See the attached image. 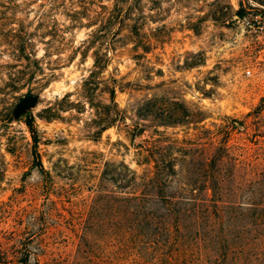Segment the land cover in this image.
<instances>
[{"label":"rangeland","instance_id":"1","mask_svg":"<svg viewBox=\"0 0 264 264\" xmlns=\"http://www.w3.org/2000/svg\"><path fill=\"white\" fill-rule=\"evenodd\" d=\"M210 134L264 163V0H0V264L97 256L102 173Z\"/></svg>","mask_w":264,"mask_h":264},{"label":"trees","instance_id":"2","mask_svg":"<svg viewBox=\"0 0 264 264\" xmlns=\"http://www.w3.org/2000/svg\"><path fill=\"white\" fill-rule=\"evenodd\" d=\"M26 125L38 160L31 118ZM214 136L202 144L146 140L136 148L139 176L127 165L117 177L102 173L88 212V233L102 239L97 256L58 261L27 253L20 264H264V163Z\"/></svg>","mask_w":264,"mask_h":264},{"label":"water","instance_id":"3","mask_svg":"<svg viewBox=\"0 0 264 264\" xmlns=\"http://www.w3.org/2000/svg\"><path fill=\"white\" fill-rule=\"evenodd\" d=\"M37 101L36 96H26L22 98L15 107L16 114L21 113L24 109H29L35 105Z\"/></svg>","mask_w":264,"mask_h":264}]
</instances>
